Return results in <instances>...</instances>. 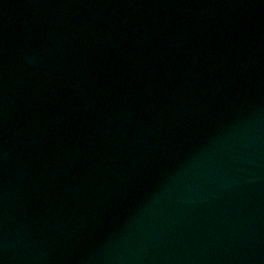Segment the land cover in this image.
<instances>
[{"label": "water", "instance_id": "obj_1", "mask_svg": "<svg viewBox=\"0 0 264 264\" xmlns=\"http://www.w3.org/2000/svg\"><path fill=\"white\" fill-rule=\"evenodd\" d=\"M0 264H264V0H0Z\"/></svg>", "mask_w": 264, "mask_h": 264}]
</instances>
